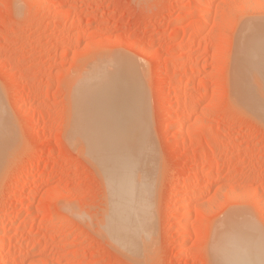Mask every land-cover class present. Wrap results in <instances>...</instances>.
<instances>
[{"label":"rangeland","instance_id":"374dc122","mask_svg":"<svg viewBox=\"0 0 264 264\" xmlns=\"http://www.w3.org/2000/svg\"><path fill=\"white\" fill-rule=\"evenodd\" d=\"M251 1L0 0V99L15 133L0 171V264H216L213 241L225 219L250 218L264 234V124L233 100L232 86L238 39L264 19V0ZM206 2L209 11L199 10ZM116 54L143 68L158 161L153 220L146 216L152 238L142 252L112 229L103 176L70 132V88ZM210 157L218 159L205 174ZM23 168L27 182H17ZM194 189L184 235L182 205ZM42 205L57 220L45 218Z\"/></svg>","mask_w":264,"mask_h":264},{"label":"bare ground","instance_id":"6f19581e","mask_svg":"<svg viewBox=\"0 0 264 264\" xmlns=\"http://www.w3.org/2000/svg\"><path fill=\"white\" fill-rule=\"evenodd\" d=\"M198 2L199 0H197L196 3ZM251 2H253V0ZM184 4L179 3L180 7H182ZM208 4V2L202 5L198 4L199 10L201 9L202 11H207L209 8ZM226 7L228 6L226 5ZM177 20H179V18L175 17L174 19H172V22H176ZM199 20L196 19V22ZM263 20L264 19H262V21ZM262 21L261 23H252L248 25L246 23L245 25H247V27H244L245 32L243 31V34L241 33L242 31L240 32L241 36L238 39L235 54L233 72L234 84H232V86L234 85L233 100H235L236 103L239 104V106L248 110L245 111H250V113H253V115L259 117L260 119H258L260 120V122H263L262 124H264V23H262ZM197 27L195 30L193 29L194 33L192 32V34H194L193 37L195 40H198L200 38L201 30L204 29L203 25H199ZM174 35L175 34L170 37L173 38ZM108 56H110V54ZM115 56H117V54L114 56L112 55L108 60H105L106 62H97L95 58L96 62H94L92 65L90 64V62L89 64L91 66L88 68V70H86L85 73L78 75L79 80L77 79L78 82L76 81L77 86L75 84L72 85L73 88H70L72 91H74L75 94L74 95L73 92L71 93L72 96L70 101V103L72 102L73 106H76L75 108L77 111V117L76 115H74L75 110L72 109L71 111V114L74 113L73 115L76 119L75 121V119L73 118L74 116L72 117L75 122V126H73V128L75 127V129H73L71 126L69 127L72 128L70 131L71 133L73 132L72 130H74V137L78 138L80 142L82 141V149L84 150V153L90 156L91 161L94 163V165L98 168L99 172L103 176V180L105 181L104 183L107 186V188L105 187V192L108 190L107 193H109L107 198L112 197V210L114 215L109 212L111 215H113V220L111 224L113 225V223H115V225L112 226V229L115 230L118 234H122V236H124L129 241V244L127 245L131 246L132 250L134 248L136 252H142L143 248L149 242L150 238H152V236L150 237L151 232L146 228V222L148 220H146V216H148V218H152L153 220V212L151 211L153 207L149 209L150 212H152L150 213V217L149 215H147L149 213L147 210L148 206L150 207V205H148L149 202H151L150 204H153V195L151 191L153 190V185L155 183L154 166L158 161H156L155 163L154 155L156 153L154 151L152 136L149 132V123L147 122L148 116L146 114L147 103L143 86V68H141V66L136 61L128 57L126 58L122 55H118L117 57ZM98 59L100 60V58ZM102 59L104 60V58ZM196 68L198 67L196 66ZM166 78H168L167 75L166 77H163L161 79L159 84H163ZM189 79H191L192 81L191 75ZM75 88L77 92H75ZM72 100H76L75 105ZM192 103L194 104L196 102ZM178 105L179 108H186L187 106L184 100H182ZM190 106L192 105H189V107ZM6 113L7 112L4 111L0 99V171L2 167L4 168L3 165L7 163L5 162L6 159L4 158H7L8 155L5 156V154L6 152L8 153V151L11 152V149L9 150V148H11L9 144L13 142H11V140L14 137V130L13 128H11L13 124L7 118L8 114ZM170 114H172L170 109H167L166 116H169L170 118ZM8 122H10L12 125ZM174 122L172 123L173 125ZM66 132L65 135L67 136L68 132ZM179 136L182 137V133L179 134L178 137ZM12 144L10 145L12 146ZM216 157H210L209 159L206 158L207 161H203L206 164L205 174H209L212 171L211 163L218 159ZM157 171L159 170H156V172ZM27 173L28 171L26 170V168H23L21 171V176L19 179H17V182H27ZM0 178L2 179L3 177ZM151 186L152 190L150 189ZM31 189L32 191L29 193H32V195L35 194L36 188L31 187ZM8 191L9 190H7V192ZM148 192H151L150 195ZM107 193L105 194V196H107ZM195 194V189L189 191L188 199L186 198L187 201L184 202V204L182 205L184 224V229L182 230V233L184 235L187 234L190 229V209H188L190 207H188V204L190 203L188 202L191 201L190 199H192ZM150 196L151 200L149 198ZM107 198L105 199V202ZM107 204L111 203L107 202ZM46 208L47 207L44 208L43 206L42 211H44V209ZM47 212H42L45 218L57 220L51 214H49L50 210H47ZM109 213H105L104 217L106 215L111 216ZM249 219H242V217L237 218V216L225 219L227 221L225 222V226H223L224 230L222 232H219V234L217 233L216 240L213 241V251L215 256L214 258L216 259V264H264V234H262L253 225V223L250 222L251 220L249 221ZM152 220L150 219L151 222ZM1 222L2 219H0V224ZM104 223L105 224L102 225L106 227L107 221H104ZM150 224H148V226ZM105 227L103 228V230L106 229ZM151 227L152 224L150 225V228ZM100 230L102 231L101 228ZM113 230L112 232H114ZM117 233L114 232L116 238ZM109 235L112 234H108V237L110 238ZM118 240L115 241L118 242ZM122 240L123 239H121L120 241ZM4 241H6V239L0 236V244H2V242ZM120 241L119 243H121ZM14 246L17 249L21 250L24 247V243L21 242L19 244H15ZM118 246L119 248L127 249L124 245L123 247H120L121 245ZM124 253H126L125 250ZM129 253L131 252H128V255Z\"/></svg>","mask_w":264,"mask_h":264}]
</instances>
